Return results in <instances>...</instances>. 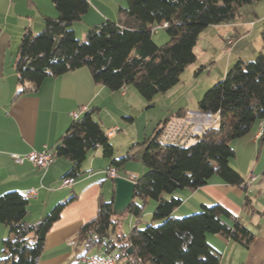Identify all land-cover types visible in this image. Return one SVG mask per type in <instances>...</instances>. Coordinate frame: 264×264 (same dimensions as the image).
<instances>
[{"label": "trees", "instance_id": "16d2710c", "mask_svg": "<svg viewBox=\"0 0 264 264\" xmlns=\"http://www.w3.org/2000/svg\"><path fill=\"white\" fill-rule=\"evenodd\" d=\"M254 1L127 0V6L119 7L117 20L91 26L86 38L80 40L72 27L90 10L89 0H52L58 15L46 16L40 32L27 29L22 36L15 61L19 93L28 90L27 83L37 90L47 78L87 67L97 84L112 91L133 87L152 105L157 95L175 87L185 69L197 61L195 49L204 30L235 21L242 8ZM157 28L169 35L163 44L153 39ZM262 38L264 43V32ZM100 110L92 106L84 111L56 141L53 156L71 162L64 178L82 176L83 163L100 146L110 160L108 168L115 167L118 174L133 156L115 157L109 135L96 118ZM185 110L172 113L140 143L147 171L132 176L137 185L126 213L113 214L114 189L110 200L99 197L96 214L77 233L85 250L132 247L133 253L127 255L129 264H221V252L210 243L209 235L220 234L247 248L252 245L255 233L219 202L203 204L200 211L181 217L174 216V211L183 202L179 191L196 190L215 175L247 190L244 177L231 165L236 156L232 142L264 119V50L252 60L236 61L198 101L197 110L219 114L215 125L196 132L190 143H162L160 135L166 124ZM259 143L264 145V133ZM75 197L58 202L33 224L26 220L28 197L18 190L1 194L0 222L9 234L2 242L0 264H39L47 235ZM150 200L156 203L152 220L140 228ZM245 202L249 204L248 196ZM127 215L137 222L125 234L120 224ZM156 221L159 223L154 224Z\"/></svg>", "mask_w": 264, "mask_h": 264}, {"label": "crops", "instance_id": "0c3cea01", "mask_svg": "<svg viewBox=\"0 0 264 264\" xmlns=\"http://www.w3.org/2000/svg\"><path fill=\"white\" fill-rule=\"evenodd\" d=\"M90 1L94 3L93 0ZM57 15L58 11L52 0H0V194L18 190L27 195L28 191L34 190L35 194H30L31 197L27 195L33 208V211L29 209L26 217L29 223L34 222L32 214L35 210H39L37 219L40 221L58 202L66 201L73 195L77 199V190L82 193L86 187L85 175V179L82 176L79 180L73 178L72 186L62 187L64 175L71 168V162L53 156L56 141L75 119L72 113H79L80 116L85 107L87 110L92 106H99L102 116L99 121L108 133L113 148L117 145L114 141L121 130L119 127H123L124 136L118 140L126 150L129 145L128 149L134 147L131 145L135 139L131 132L134 126L123 123L124 117L134 113L139 104L144 105L135 88L129 86L121 91H112L97 84L87 67L47 78L37 90L31 83H27L28 90L19 93L21 85L18 82L15 61L22 36L27 29L41 31L45 17ZM208 28L216 29V34L219 35L225 29L228 34L224 39L232 37L231 46L234 45V51L225 63L223 75H226L236 61L247 60V57L252 60L264 50V0L245 5L241 16L235 21L211 25ZM245 49L248 53H245ZM258 131L259 122L247 135L232 142L236 156L231 165L244 177L246 191L215 175L206 185L196 190L184 189L177 193L183 202L174 214H189L200 210L203 204L219 202L240 216L255 233L254 242L249 248L220 234L209 235L210 243L221 252V264H264V145L259 143ZM32 151L51 155V164L47 168H40L26 159L17 162L12 156H27ZM89 155L92 157L86 168L82 166L83 174L90 168L94 169L97 161L94 156L101 155L106 158L102 146ZM106 159L104 172L107 175L110 160ZM143 171H146L144 165L141 168V172ZM96 173L94 171L91 175ZM138 173L125 168L124 173L120 172L119 175L133 179L132 176H140ZM252 176L256 178L253 180ZM70 187L73 190L67 196ZM113 189L114 182L110 199ZM100 191L95 187L90 192L88 205L77 212L71 213L68 206L70 202L65 206L61 217L46 237L39 264H87L85 258L88 255L105 252L104 246L87 251L77 241L80 227L96 214L99 197L107 199L103 190ZM246 196L250 199L249 204L245 202ZM153 210L154 207H151L147 213L152 214ZM128 224L134 225L132 217ZM8 234V227L0 222V258L3 256L2 242Z\"/></svg>", "mask_w": 264, "mask_h": 264}, {"label": "rangeland", "instance_id": "374dc122", "mask_svg": "<svg viewBox=\"0 0 264 264\" xmlns=\"http://www.w3.org/2000/svg\"><path fill=\"white\" fill-rule=\"evenodd\" d=\"M91 3L90 10L83 16L81 21L76 22L73 25V29L76 32L77 37L80 40H84L86 38L87 30L96 24L102 23L104 20L111 19L117 20L118 18V9L120 6H127V0H89ZM35 32H40L35 31ZM217 30L214 28H208L204 30V33L201 34L199 38L198 45L196 46V53H197V61L190 64L185 71L181 75L180 82L170 89L166 93H162L157 95L154 100L153 104L151 105L139 92L138 95L141 101H144V105L139 104L136 108L134 113L129 114L128 116L124 117L123 123L129 124L134 126L132 128V138L135 139L134 143L131 146H134L131 149L130 145L125 150L123 147L122 142L118 139H121L124 136V128L119 127V129L123 130L119 132L118 137L114 141L117 145L115 148V157L123 156L127 153L132 154L133 156L126 162L124 169L120 172L124 173L125 168L126 170H132L135 173H138L140 176L144 174V171L141 172V168L143 167L142 157H143V148L141 147L140 143H142L146 138L152 136L156 129L159 128L160 123H162L168 116L172 113H176L180 108H187L185 110L184 115L177 116L175 118H184L190 110H197L198 101L203 97L205 92L216 82L223 79L226 75L224 74V67L227 60L232 57V53L234 51V45L232 44V37H227L224 39L228 33L223 30V34L220 35L216 34ZM216 35H215V34ZM153 39L157 44H163L169 39V35L163 28H157L153 33ZM245 53L247 49L244 50ZM230 52V54H229ZM235 53V52H234ZM234 55V54H233ZM253 58V57H252ZM251 60V58L247 57V60ZM111 109V108H110ZM199 111V110H198ZM101 111L96 113V118L99 120ZM107 115V114H106ZM132 117L133 119L130 121L127 117ZM172 120V119H171ZM170 120V121H171ZM188 121H190L188 123ZM209 118H202L196 114L191 115V118L187 119V127H184V131H190L192 128V123L199 124V123H207L209 122ZM122 126V125H121ZM194 128V127H193ZM209 128V127H208ZM206 129V128H205ZM192 130V129H191ZM202 131V129H199ZM204 130V129H203ZM200 132V131H198ZM195 134V133H194ZM192 138L189 139V143L192 142ZM91 155L83 163V168H86L89 165L88 161L91 159ZM97 159L94 169L90 168L89 171L85 172L83 176H87L86 187H84V191L77 190L78 198L73 199L75 201H71L68 206H70L71 213L77 212L82 208H85L90 200V192L95 189V187L99 188L102 192H104L105 196H107L105 200H110L111 196V188L113 183V178H109L106 173L104 172L105 161L107 160L103 156H94ZM233 160H231L232 163ZM104 163V164H103ZM42 168V167H40ZM96 171L97 173L91 175L92 172ZM147 171V169H146ZM145 171V172H146ZM119 175V174H118ZM93 176V178H88ZM76 178L75 180H79ZM85 179V178H84ZM95 186V187H94ZM66 187V186H62ZM69 187V186H67ZM72 188H69V193L67 196L72 193ZM179 191V190H178ZM3 194V193H2ZM1 195V194H0ZM25 195V194H24ZM29 197L30 194L27 193ZM25 195L26 197H28ZM73 195V194H71ZM31 199H29V209L32 208L30 204ZM156 203L154 200H150L149 203L145 207V214H144V221L139 224L140 228L146 227L152 220V214H148L147 211L151 209V207H155ZM97 209V208H96ZM200 211V210H198ZM196 211V212H198ZM30 212V211H29ZM195 213V212H192ZM189 213V214H192ZM47 214V213H46ZM45 214V215H46ZM180 212L174 214L176 217L185 216L188 214L180 215ZM44 215V216H45ZM39 216V210H35L32 214L34 217V223L39 222L37 219ZM44 216L42 218H44ZM132 217L134 221V225L137 222L136 218L131 215H127L123 222L120 224V231L127 234L133 226H129L128 221L129 218ZM27 220V219H26ZM159 221L154 222V224H158Z\"/></svg>", "mask_w": 264, "mask_h": 264}, {"label": "built area", "instance_id": "2783aa9c", "mask_svg": "<svg viewBox=\"0 0 264 264\" xmlns=\"http://www.w3.org/2000/svg\"><path fill=\"white\" fill-rule=\"evenodd\" d=\"M83 108V107H82ZM86 111V107L84 108ZM184 118H175L169 121L164 127L161 135L160 141L162 143H174V144H187L189 139L193 137L194 133L201 131L199 129H205L215 125L219 121V114L205 113L198 110H190ZM196 114L202 118H209L210 121L207 123H192V128L190 131H184V127L190 122L187 119L191 118V115ZM72 116L74 118L79 117V113L73 112ZM194 127V128H193ZM192 129V130H191ZM264 133V119L259 122L258 135L261 136ZM17 162H23L25 159L31 161L35 166L47 168L51 162L52 157L46 152L39 153L32 151L27 156H20L17 154L12 155ZM107 176L109 178H115L118 176V171L115 167H110L107 169ZM256 177L252 176L254 180ZM74 179L72 177H66L63 179L62 184L64 186H72ZM28 194H35L34 190L28 191ZM97 239V236H94ZM129 254L128 249H116L113 251L97 252L88 255L85 259L87 264H129L127 261V255Z\"/></svg>", "mask_w": 264, "mask_h": 264}, {"label": "water", "instance_id": "95a60500", "mask_svg": "<svg viewBox=\"0 0 264 264\" xmlns=\"http://www.w3.org/2000/svg\"><path fill=\"white\" fill-rule=\"evenodd\" d=\"M113 182L115 190L113 214L123 216L134 200L137 181L118 175ZM128 252L132 254L133 248L129 247Z\"/></svg>", "mask_w": 264, "mask_h": 264}]
</instances>
